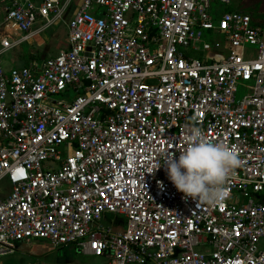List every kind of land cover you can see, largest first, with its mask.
<instances>
[{
	"label": "built area",
	"instance_id": "2783aa9c",
	"mask_svg": "<svg viewBox=\"0 0 264 264\" xmlns=\"http://www.w3.org/2000/svg\"><path fill=\"white\" fill-rule=\"evenodd\" d=\"M68 1L0 0V257L44 240L105 264H264V19L234 0H82L55 56L6 68ZM193 125L240 159L215 207L153 171Z\"/></svg>",
	"mask_w": 264,
	"mask_h": 264
},
{
	"label": "clouds",
	"instance_id": "9594fccd",
	"mask_svg": "<svg viewBox=\"0 0 264 264\" xmlns=\"http://www.w3.org/2000/svg\"><path fill=\"white\" fill-rule=\"evenodd\" d=\"M183 139L178 157L165 151L153 171L163 164L167 178L184 198L210 207L220 205L229 198L227 182L240 165L236 149L228 143L206 139L205 132L195 125Z\"/></svg>",
	"mask_w": 264,
	"mask_h": 264
},
{
	"label": "rangeland",
	"instance_id": "374dc122",
	"mask_svg": "<svg viewBox=\"0 0 264 264\" xmlns=\"http://www.w3.org/2000/svg\"><path fill=\"white\" fill-rule=\"evenodd\" d=\"M236 10L247 12L251 15L252 18L256 20H262L264 19V0H234L233 5ZM2 16V14L0 15ZM39 26V24H37ZM60 33H59V41L65 42L66 39V27L61 24L60 25ZM48 31L46 30L43 32L44 36H47ZM43 35H39L35 37L34 39H31L29 42H23L19 45L18 50L16 51V54L22 58V60L25 61V63L29 62V60L37 57L38 59H43L46 57H49V55H55L57 50L55 48L49 49L50 51L46 52L47 46H49L48 40L44 38ZM208 41L210 42H218L223 43V45H226V42L223 41V39L218 36L211 34L207 37ZM41 46V47H40ZM220 52V51H217ZM223 54L222 52H220ZM193 55H198L197 53H194ZM7 57H10L8 55ZM27 61V62H26ZM72 94V93H71ZM263 195V204H264V190L262 192ZM111 219L110 217H106L105 221H101L100 224L102 225H108V221ZM42 242V247H39L38 249L45 250L47 249L46 245L48 244L44 240H38ZM34 245V242L32 243ZM36 244V243H35ZM44 246V247H43ZM46 248V249H45ZM34 249V247L30 244L29 246L26 245H20L19 249L13 254L6 257H0V264H6L4 261L8 260L9 264H19L20 261H27L28 258H32L33 260H38L40 264H65V262H68L69 260H73L76 258H85L84 256L76 253V251L73 249L72 246L66 245L59 247L58 249H52L46 251L47 253L41 254L40 256H34L31 251ZM31 253V254H30ZM86 255V254H83ZM42 258V259H41ZM44 258V260H43ZM96 258H102L103 257H96ZM45 259H48L47 261ZM57 260H60L57 262Z\"/></svg>",
	"mask_w": 264,
	"mask_h": 264
},
{
	"label": "crops",
	"instance_id": "0c3cea01",
	"mask_svg": "<svg viewBox=\"0 0 264 264\" xmlns=\"http://www.w3.org/2000/svg\"><path fill=\"white\" fill-rule=\"evenodd\" d=\"M35 1H40V0H35ZM81 1L82 0H69L68 1V5H67V8L66 10L63 12L62 14V19L61 21L56 24V25H51L49 27H47L44 31L40 32V33H32L31 36L28 38L27 41L25 42H29L31 39H34L35 37L37 36H41L43 35V32H45L46 30L48 31V34L47 36H44L45 40L47 39L48 40V43H49V46H47L48 48H46V52L47 51H50L49 49L51 48H55L58 52L59 49L63 48L66 44H67V34H66V39H65V42H60L59 41V33H60V25L63 24L65 27H66V31H67V23L68 21L71 19L72 15L74 14V12L78 9V7L80 6L81 4ZM235 8V7H234ZM2 14V5L0 4V15ZM1 17V16H0ZM36 26H38L36 24ZM67 33V32H66ZM19 47V46H18ZM18 47L16 48H13L12 50H10L8 53V55H10V57L8 58H11L12 60L10 61V59L8 61H5L4 62V65L5 67H9L10 64H15V65H19V64H22V63H25L24 60H22L21 57H19L17 54H16V51L18 50ZM41 47V46H40ZM57 52L55 53V55L57 54ZM55 55H49V57H53ZM49 57H46V58H49ZM37 58V57H35ZM38 59V58H37ZM45 59V58H43ZM32 60V59H31ZM29 60V62L31 61ZM27 62V61H26ZM2 189V188H1ZM3 193H7V190L5 188H3ZM2 194H0L1 196ZM261 200L263 201V195H262V198ZM263 203V202H262ZM34 242V245L32 244ZM36 243V244H35ZM48 243V242H47ZM32 245L34 247V249H32L31 253L34 255V256H40L41 254H45L47 253L46 251L48 250H52V249H58V248H55L53 247L50 243H48L46 245L47 249L45 250V253L43 252L44 250H40L38 249L39 247H42V242L41 241H38V240H23L21 242H19L17 244V247L16 249L10 253V254H7L5 256H2V257H6V256H9V255H13L17 249H19L20 245H26V246H29V245ZM66 246V245H65ZM69 246H72L73 249L76 251V253L84 256L85 258H76L74 257L75 259H73L72 261L69 260L68 262H65V264H105L106 263V258H96V256H92V255H83L82 253H80L76 247L74 245H69ZM44 247V246H43ZM30 253V254H31ZM42 259V258H41ZM44 260V258H43ZM46 261L48 259H45ZM60 261V260H57V262ZM4 263L6 264H9V261L6 260L4 261ZM19 264H40L38 260H33L32 258H28L27 261H20ZM53 264H58V263H53ZM62 264V263H61Z\"/></svg>",
	"mask_w": 264,
	"mask_h": 264
}]
</instances>
